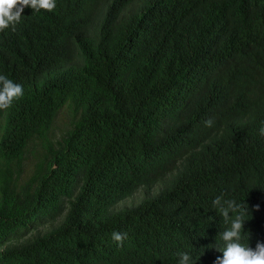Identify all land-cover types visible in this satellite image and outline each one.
<instances>
[{
  "label": "trees",
  "instance_id": "16d2710c",
  "mask_svg": "<svg viewBox=\"0 0 264 264\" xmlns=\"http://www.w3.org/2000/svg\"><path fill=\"white\" fill-rule=\"evenodd\" d=\"M106 1L98 22L108 44L94 52L81 48L84 65L71 67L65 77L56 74L51 57L77 36L75 13L64 14L67 31L58 45L43 25L48 11L30 7L19 33L0 35V72L23 87L21 97L0 109V264H179V253L191 243L198 249L196 242L212 233L215 223L194 222L207 194L206 177L176 191L173 185L153 200L128 207L122 201L144 178L136 171L153 142L158 114L176 112L185 118L183 128L194 119L167 92L187 64L190 39H204L206 21L237 23L248 11L239 12L238 20L228 13V0L198 1L148 33L138 16L127 18L133 0ZM249 2L255 12L258 0H242ZM241 31L250 41L246 46L264 48L257 41L264 27L257 31L250 19ZM129 78L152 80L130 90ZM64 116L68 128L58 124ZM223 149L218 143L209 151ZM40 214L50 216V228L24 244L9 243ZM113 232L127 234L122 245Z\"/></svg>",
  "mask_w": 264,
  "mask_h": 264
},
{
  "label": "clouds",
  "instance_id": "9594fccd",
  "mask_svg": "<svg viewBox=\"0 0 264 264\" xmlns=\"http://www.w3.org/2000/svg\"><path fill=\"white\" fill-rule=\"evenodd\" d=\"M198 1L207 0H133L127 18L138 16L144 30L153 33ZM250 3L228 0V13L239 20V12L248 11L249 17L237 23L206 21L204 39H190L187 64L167 92L181 99L194 119L183 128L185 118L176 117V112L158 114L153 142L136 171L144 178L136 193L122 201L123 207H128L142 199L153 200L173 185L176 191L192 179L206 177L203 187L208 186L207 194L195 211L194 222L215 224L205 242H196L198 249L191 243L187 253H179V264H264V48L246 46L250 41L241 31L250 19L257 31L264 27V0H258L255 12L256 5L250 7ZM107 4L106 0H0V35L19 33L24 9L30 7L36 12L48 11L43 25L51 29V35L54 32L58 45L57 40L67 31L64 14L75 13L81 23L77 36L51 57L58 67L56 74L65 77L71 67L84 65L81 48L94 52L108 44L99 27ZM261 40L264 31L257 41ZM108 67L112 69L111 63ZM151 80L129 78L127 85L133 90ZM154 82L164 88L159 81ZM22 95V85L0 72V109H7ZM65 115L72 117V113ZM218 143L224 149L211 153ZM126 151L119 149L116 157ZM49 217L40 214L9 243L24 244L44 233L51 225ZM47 223L46 230L27 236L32 227L38 229ZM126 237V233L112 234L118 245Z\"/></svg>",
  "mask_w": 264,
  "mask_h": 264
},
{
  "label": "rangeland",
  "instance_id": "374dc122",
  "mask_svg": "<svg viewBox=\"0 0 264 264\" xmlns=\"http://www.w3.org/2000/svg\"><path fill=\"white\" fill-rule=\"evenodd\" d=\"M66 121H67V118L64 116V117H62L61 120H58V124L61 125L62 127L68 128V126H70V125L67 124ZM26 166L28 169L31 168V165H29V163H26ZM49 225H50L49 223L44 224V225L40 226L38 229L35 227H32V229L28 232L27 236L36 234L38 231H44L48 228Z\"/></svg>",
  "mask_w": 264,
  "mask_h": 264
}]
</instances>
